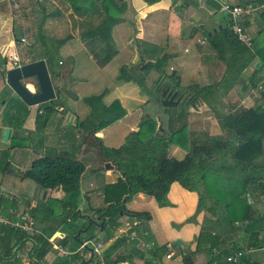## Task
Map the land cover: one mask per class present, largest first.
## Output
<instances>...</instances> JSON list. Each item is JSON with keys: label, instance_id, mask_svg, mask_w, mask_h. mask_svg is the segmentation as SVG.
<instances>
[{"label": "crops", "instance_id": "0c3cea01", "mask_svg": "<svg viewBox=\"0 0 264 264\" xmlns=\"http://www.w3.org/2000/svg\"><path fill=\"white\" fill-rule=\"evenodd\" d=\"M91 1H93V5H90ZM103 1L109 4L111 9H116V17L120 18L119 22L114 24L110 31L113 40V54L111 58L116 54L114 28L123 21H130L133 23V32L127 37V39L129 37L133 38V40L130 41V43L133 44V51L128 57L127 62H122L118 68L123 65L129 67V60H131V64L139 62L137 66H141L143 62H155L156 59L162 57L163 63H161V66L158 68L163 70L166 75L170 73L174 74L173 78L165 79L164 84L171 87L172 84L178 82L180 87L187 86L193 89L194 87L210 86L217 83L225 72L226 65L224 61H226V59H233L231 60L234 63L233 68L237 65L239 67L241 64L246 65L239 74V81L232 84L231 88L225 93L214 94L211 99L210 97L203 100L199 97L195 99L192 107L193 110L187 112L185 120L194 112L195 116H198L201 112H205L201 119L210 120L211 101L219 103L221 100L223 111L228 109L232 110L238 106L248 108L253 105H260L264 108V49L262 47L264 44V34L259 32L263 27L261 23L262 20H264V14L262 16V14L259 13L261 10L252 11L240 22L245 35L249 37V44H246L239 41L231 33L229 28L230 20L228 16L220 10L223 3L245 7L258 4L264 0H158L151 4L144 0H0V35L2 36V40H4L3 37L5 36L7 40L6 43L0 40L2 53L7 49L16 56V43L14 39L12 40V38H14L11 29L12 18L17 17V22L23 23L28 14L39 15L40 19L38 20L37 29L42 25L41 32L44 39H51V37L43 31V27L47 24L55 23L51 21L53 20L51 17L60 19L65 15L72 17L70 23L72 21L75 24L74 33L75 36L78 37V40L87 45L89 49L93 51L98 50L99 47H97V42L88 43L87 40L82 41L80 40V35L82 31H85L89 25L97 22L101 17ZM14 7H17V10H15ZM74 7L81 9L80 14L74 12ZM90 7H96L97 10L90 12ZM120 7L124 8L122 12L119 11ZM87 9L89 13H87ZM13 11L16 14H14ZM69 14H71V16ZM217 15H222L223 20L221 21L217 18ZM223 28H227L234 42L225 40L221 33ZM78 31H80V33L77 35ZM211 35L215 37L212 42L213 44L218 43V41L222 42L221 54L224 61L219 59L214 47L211 46ZM21 37L22 36L19 37V42ZM71 37H73L72 34L66 35V41L58 49L59 55L61 54L60 52L63 46ZM138 41L153 43L159 46L161 51L158 53V56L154 53L152 55L146 53V57L142 56ZM243 47H246L249 51H245ZM179 49H181L180 52ZM250 54L253 55V58L248 63H245L246 58H248ZM135 56H137L136 61L134 58ZM68 57H70L68 71L72 72L74 68L73 56ZM17 61L19 60L17 59ZM7 62L8 61H6V63ZM26 62L30 61H24L22 63ZM255 62L257 63L256 65H254ZM257 67H260V69ZM256 68L258 70L254 71ZM150 71L152 73H157L156 75L158 76V70L151 68L149 72ZM235 71L236 69H233V72ZM184 80L186 81L185 83L183 82ZM66 85H69L71 88L72 84ZM104 88L106 89V93L102 97V102L105 105H109L115 99L105 102L103 99L108 94L109 89L103 87L100 90ZM137 98L140 102L131 106L130 109L132 107L134 109L137 108V110L141 109V106L144 105L147 100V98L141 95ZM118 102L122 106V101L118 100ZM4 104V99H2L0 101V154L1 151L5 149H7L8 153L14 149V147L8 148V137L12 132V128L8 127V125L3 122L1 113ZM41 105L42 104H39L35 107L26 106L27 113L22 118L21 127H19L26 136L28 135V131L34 132V118L36 114L41 112L39 110ZM123 108L125 109V116L128 111L125 107ZM59 109H61V107ZM67 113H70L72 116V119H69L70 124L67 125L65 119H63V122L66 126L74 127L77 119H82L87 115L88 108L87 111L82 114ZM129 113L132 114L130 111ZM169 120L170 117L167 119V128L171 130L177 129L186 122L184 121L179 125H173V121L169 123ZM161 121L163 122V120ZM105 127L95 132V136L99 138L102 134V129ZM207 127L210 128V125L208 124ZM4 128L9 129L5 142L2 141V132ZM190 131L191 129L187 128V130L183 132L189 135L192 134V131ZM222 131L226 135V131L221 130V132ZM81 132L84 137L80 140L81 144L76 145V151L83 158L86 153L90 152L89 146L93 139L90 137L88 139L87 135L83 131ZM100 143L102 144L101 141ZM36 145L38 146L37 143ZM23 147L29 148L27 145ZM96 147L97 146H95V149L97 151ZM179 149L181 148L178 146H172L170 152L172 153L173 151V153H175ZM69 150L68 147H65L61 153L58 154L66 156L69 154ZM168 151L167 149V155L172 157ZM260 159H264V149ZM31 160L32 159H29L26 162L27 164H17L18 166L16 169L19 171L23 170L29 165ZM81 163L84 165V170L80 174L78 181L80 202L76 208L77 214L74 215L72 212H67L66 214L64 212L55 216L54 213H56V211L59 212V209L57 210L53 203H47L46 200L48 199H60L62 197L63 193L60 189H45L29 179H19L13 174L5 173L0 170V235L2 231L5 232L9 227H12L13 229L23 231L27 236H32V239L24 241L20 248L18 247L16 249V247H14L13 251L16 249L14 256L8 260H2L1 264H35L28 258V252L35 241L39 243L46 241L48 244L47 250L42 260H40V264H55L60 258L70 261V264H106L102 260V252L116 239H121L118 248L113 254V256L119 257L120 259L116 264H165L164 260L171 259L174 255L169 241L177 238L181 239L183 234L186 239L189 238V242L193 239L191 246L189 245L190 250H195V245L198 241H208V239H210V245L205 246L212 250L210 251V259H212L210 264L264 263V218L262 225L259 226L261 230L257 233V239L260 241V244L256 248L247 246L248 234L238 227V225H241V227L244 226L245 222L241 221L233 222V224L227 223L219 229L216 226L219 220L214 219L215 221H213L210 218V225L214 223L216 226L215 229H210V232H202L199 234L195 233V231L189 234V232L187 233L188 230H186L180 237V234L176 232L177 230H173L171 224L173 219L177 218L180 213L189 211L185 196H190V198L193 199L190 201L191 205L189 204L190 209H192L194 197L196 202V195L194 192L188 191L184 193V196L181 193H174L175 195L173 194V196H171L172 190L174 189L173 186L178 184L177 182H172L170 184L166 195V199L170 203V206L158 207L151 196L142 193L135 194L131 197L130 201L126 203L135 205L136 200L144 199L148 204L146 209H141L140 206L128 208L126 206L127 204H124L127 210L137 212L144 211L148 212L150 215L148 220H140L139 218L132 217L130 220L132 223L131 227L128 228L129 232H126L118 222L120 217L125 221L127 220L126 216L128 215L122 212L118 215L117 221L115 220V227H110L108 225L102 226V222L104 221L102 219V213L107 204L103 200V187L113 183L118 177H121L122 174L114 165L102 167L104 163L102 159H98L93 165ZM207 178L210 179V195L214 198L230 201L229 216L232 218L239 217L244 209V203L241 201V195L238 194V197L236 195L238 187L235 183L232 180H227L224 177L214 174H210ZM43 190L45 191L44 197L42 196ZM174 191L178 192L177 189ZM186 191L187 190H185V192ZM245 199L246 203L252 204L256 215L259 214L264 217V188L256 187L251 191L248 190L245 193ZM6 201H9L10 204L8 205ZM183 205H186L185 208H183ZM204 215H206V213L203 210L199 211L196 216V223H199ZM181 220H183V217H181ZM29 221L31 222V234H28V231L23 229V227L28 226ZM176 222H179V220L177 219ZM85 223L90 225L87 229L80 227ZM134 225H139L141 227L138 232L133 230ZM192 225L196 228V225ZM198 225L199 224H197V226ZM200 234L203 235L201 236ZM90 235L92 237L88 238ZM14 240L15 237L13 235L4 236L2 249L5 250L9 247ZM74 241L78 243L76 247H74ZM98 244V252H93L92 248ZM236 251H241L242 254L234 262L227 261L226 257L233 255ZM246 253L258 254L253 258L251 257V259L250 257L245 259L244 256ZM168 254L170 255L167 257ZM72 255H76V257L71 259ZM216 255L218 257L214 258ZM197 262L196 264H200V261Z\"/></svg>", "mask_w": 264, "mask_h": 264}, {"label": "trees", "instance_id": "16d2710c", "mask_svg": "<svg viewBox=\"0 0 264 264\" xmlns=\"http://www.w3.org/2000/svg\"><path fill=\"white\" fill-rule=\"evenodd\" d=\"M144 1L151 4L158 0ZM91 4L93 5V1L90 2V5ZM89 10L90 12H94L97 8L90 7ZM89 10L87 9V13H89ZM80 11L81 9L74 7L75 13L80 14ZM259 13L263 16L264 9ZM116 15V9H111L109 4L103 1L101 17L97 22L89 25L80 35V40L82 41L87 40L88 43L97 42L101 45L100 52H104V60H109L113 54V40L110 31L111 27L120 20ZM259 32L264 34V27H262ZM221 33L225 40L234 42L227 28H223ZM35 36L42 44V51L40 56L30 60V62L43 59L48 74L50 73L49 77L51 78V76L58 75L59 70L57 71L55 69L61 64V56L59 55L58 49L64 44L66 38L44 39L41 26L38 27ZM214 38V35L210 36V39H212L210 44L214 47L219 59L224 61L221 54L222 42L218 41V43L213 44ZM14 41H19V37H14ZM243 49L247 52L249 51L246 47H243ZM252 58L253 55L250 54L248 58H246L245 63H248ZM68 59H70V57H68ZM231 60L233 59H226V61H224L226 65L225 72L222 78L213 85L190 89V87L187 86L180 87L178 82H175L171 87L166 86V90L171 89V91H173L178 89L181 95L184 94L178 102L181 100L186 105L195 102V99L198 97L203 100L207 97H210V99L213 98L214 94H223L231 88L232 84L239 81V74L246 66L245 64H241L239 67L237 65L233 68L234 63ZM54 61L56 64H54ZM1 62L0 67L3 69L4 65L6 66L5 59L2 58ZM161 63H163L162 57L156 59L155 62H145L141 66H137L139 62L130 64L129 68L123 65L118 68L116 78L123 82L137 80L138 84L142 86L141 76L151 68H154L158 70V76L155 81L156 87V83L163 80L165 77L173 78L174 75L172 73L166 75L163 70L158 68L161 66ZM18 64L20 63L18 62ZM257 68L260 69V67ZM257 68L254 69V71L258 70ZM140 69H144L145 72L140 74ZM233 69H236V71L233 72ZM34 85L36 86L35 82ZM55 93L63 94L58 88H56ZM105 93L106 89L104 88L95 94H90L82 98L83 103L88 108V113L84 118L77 119L74 125L75 128L83 131L87 136L93 139L102 161L114 165L122 174V176L118 177L113 183L103 187V200L107 204L102 213V219L104 220L102 226L108 225L110 227H115V218L119 211L123 214L139 218L140 220H148L150 218L148 212L130 211L125 209L124 204L135 194L142 193L151 196L158 207L170 206V203L166 199V195L170 184L172 182H177L183 189L195 193L196 212L206 210L208 221H210V218L215 221L214 219L219 220V218L225 217L230 224L236 221L245 222L244 226L241 227V225H238V227L248 234L247 246L251 248L258 247L260 241L257 239V233L261 230L259 226L262 225L264 217L259 214L256 215L252 204L246 203L245 193L256 187L264 188V159H260L264 149V108L260 105H253L248 108L238 106L232 110H222L216 113V120L219 128L226 131L225 137H219L217 139L208 137L200 143L190 142L188 147L186 139L184 136H181L184 134V123L177 129L170 130L171 134L167 139L159 132H153L155 131L153 129V118H148L146 115V118L140 122V127L127 133L124 136L123 142L118 147H107L100 143L99 138L96 137L94 133L100 128L122 118L125 114V109L116 99L109 105H105L102 102V97ZM15 97L18 98L17 96ZM55 99L56 97L52 99L49 104H53ZM5 101L6 100H4V102ZM159 101L160 99H158V102ZM20 102L23 103L21 100ZM55 104L61 107L60 110L63 114L66 113L61 103L56 102ZM43 105L44 104H42V106ZM13 109L15 108H9L4 104L1 113L3 122L6 123L8 127L12 128V132L8 137V148L24 146L28 143V140H30L18 134V131L21 130L19 127L22 118L26 115L27 111L25 110L26 113H24L23 117L17 118V109ZM39 110L41 111V107ZM39 114H36L34 118L37 134L36 132H27V137L31 136V134L37 135V139L35 140L36 143H41L42 136L39 135V133L43 130L47 122L46 118L39 117ZM169 144H176L180 148H183L185 150L183 157L180 159L169 157L167 155ZM7 156V149L1 151V171L13 174L19 179H29L45 189L58 188L62 191L63 195L60 199L46 200L48 204L53 203L56 209H59V212L56 211V213H54L55 216L64 212L65 214L67 212H72L73 215L77 214L76 208L80 202L78 181L80 174L84 170V165L80 161L74 159L70 155H57L54 157L42 155L32 159L26 168L19 171L14 169L11 170L6 165ZM210 174L232 180L238 187L236 195L238 197V194H240L242 198L241 201L244 203V209L239 217L232 218L229 216L230 201L214 198L210 195V179L207 178ZM89 226L90 225L85 223L80 227L87 229ZM9 235H13L15 240L9 247L3 250V238ZM91 237L90 235L88 238ZM27 239H32V236H27L23 231L13 229L12 227H9L5 232L2 231L0 235V264L2 260L12 258L16 249L18 247L20 248ZM120 242L121 239H116L102 252V260L106 264H116L119 262V257H115L113 254ZM47 245L46 241L40 243L35 241L28 252L29 260L35 264H40V260H42L47 250ZM77 245L78 243L74 241V247ZM197 245L209 246L210 239H208V241L200 240ZM197 245H195V248ZM14 247H16V249L13 251ZM195 252L196 249L181 253L180 258L182 264H193L192 255ZM74 257H76V255H72L71 259H74ZM217 257L216 255L214 258ZM211 261L212 259H209L207 264H210ZM55 264H70V261L60 258Z\"/></svg>", "mask_w": 264, "mask_h": 264}, {"label": "rangeland", "instance_id": "374dc122", "mask_svg": "<svg viewBox=\"0 0 264 264\" xmlns=\"http://www.w3.org/2000/svg\"><path fill=\"white\" fill-rule=\"evenodd\" d=\"M17 10V7L15 8ZM124 8L120 7L119 11H123ZM14 14H16L13 11ZM71 16V14H69ZM211 17V15H210ZM217 18H219L221 21L223 20L222 15H217ZM26 20L23 23L17 22V17L12 18V35L13 37H20L22 36L25 40L23 42L14 41L16 43V57L19 60L18 62L22 63L24 61H30L38 56L41 55V49L42 44L39 40L36 39L35 33L38 25V20L40 19L39 15L36 14L30 15L28 14L26 17ZM53 20L52 22L47 24L45 27H43V31L45 34H47L51 39H57L66 37L68 34H72L73 37H71L70 40L66 42V44L63 46L61 50V64L56 65L55 68L57 71L59 70V73L63 75L64 83L65 84H72L71 90L76 94V99H70L64 94H56V99L53 104H49V102H45L44 105L41 107V112L39 114V117L46 118L47 122L43 130L39 133V135L42 136L41 143H38L40 145L39 147L36 145V138H37V129L35 127V124L33 125V131L36 132V134H31V136H26L23 134L21 130H19V135L23 138H29L28 143L25 144L29 146V148L23 147V146H17L14 147L8 154V157L6 159V165L11 170H17L16 167L19 164H27L26 162L29 159H33L37 156L47 155L50 157L59 156L58 153H61V151L68 147L70 149L68 152L70 156H72L74 159L83 162L84 164H95L98 159L100 160V154L97 153L95 149V142L91 140L90 142V152L86 153L85 157H81L77 151H76V145H80V140L82 139L83 134L81 130L73 127V126H66L63 122L64 114L59 109L60 107L55 104L56 102H59L63 105L64 109L67 112L71 113H78L82 114L87 111L86 105L83 103L82 98L84 96H88L92 93H96L101 88L106 87L109 89L108 94L104 97V101L107 102L109 100L117 99L122 101V106L126 108L128 113L118 121L112 123L111 125L105 127L102 129V134L99 136L100 141L102 142L103 146H115L118 147L124 139V136L129 133L130 131L138 129L140 126V122L146 118V115L148 118H153L154 126L153 129L155 131L153 132H159L163 136H165L167 139L169 138L171 134V129L167 128V119L170 117L169 123L173 121V125H179L180 123L185 122V128L184 130L191 129L192 134L187 135V133L184 132L183 135L184 138L187 141V147L190 142H202L204 139L210 137V138H221L225 137V133L219 128L218 122L216 120V113L221 112L223 110V104L220 100L219 103H215L211 101L210 105V120L205 119L202 120L201 118L204 116L203 113H199L198 116H195V112L187 119L185 120V115L189 110H193V103H190L189 105H186L183 103V101H179L174 106H164L161 104V101L158 102V99H162V96H160V93L166 88V84L164 85V80L167 79L166 77L159 81L157 86L155 87V81L157 79V73H151L145 72L144 69H140V74L143 73L141 76L142 78V86L138 84V81H127L123 82L116 78V75L118 74V66L122 64V62H127L128 57L133 51V44L130 43V41L133 40L132 37H127L133 32V23L130 21H123L119 23L114 28V37L116 40L115 50L116 54L113 58H110L109 60H104L103 58V51L100 52L101 45L97 44L98 50L93 51L89 49V47L83 43H81L78 40V37L75 36L74 29L75 24L70 20L72 17H68L67 15L60 18H54L51 17ZM126 19V18H125ZM264 27V20H262L261 26ZM42 26V25H41ZM80 33L78 31L77 35ZM4 40H2V36L0 35V40L7 42L6 36L3 37ZM14 38H12L13 40ZM140 44V50L141 55L145 56L157 54L161 51L160 47L150 43V42H141L138 41ZM264 48V45L262 46ZM7 50V49H6ZM5 50V51H6ZM5 51L2 53V47H0V65L2 58L5 59V62L8 61V57L5 56ZM181 49H179V52ZM147 53V54H146ZM125 54V55H124ZM68 56H73V70L72 72L68 71L70 59H68ZM133 59V58H131ZM56 61V60H55ZM54 61V64H56ZM129 64H131V60H129ZM27 63V62H26ZM145 62H143L144 64ZM23 64V63H22ZM142 64V65H143ZM129 68V67H128ZM2 69V67H0ZM130 70V69H129ZM133 71V70H130ZM148 76H147V75ZM50 75V73H49ZM148 77V78H147ZM51 84L56 91V88L59 87L61 84V80L59 77L51 76ZM31 83L33 82L32 79H25L23 80V83ZM162 82V83H161ZM186 82L185 80L183 81ZM163 84V85H162ZM28 89L32 91V86L30 84L27 85ZM1 88V83H0ZM178 90V89H177ZM177 95H180L179 91H176ZM139 95H141L144 98H147L144 105L141 106V109L137 110V108H131V106L138 104L140 100L137 98ZM184 94H182L180 97L182 98ZM10 96V97H9ZM8 97V99H7ZM0 99H4L5 106L7 107H13L17 109V118L23 117L24 113H26V105L24 103H21L18 98L13 96L12 90L5 86L3 89H0ZM0 100V101H1ZM145 100V99H144ZM17 103V105H16ZM196 105V104H195ZM212 106V107H211ZM35 107V106H33ZM50 107V108H49ZM136 107V106H134ZM130 109V110H129ZM129 111L132 113L130 114ZM215 112V115H214ZM64 116V117H63ZM157 116V118H156ZM79 117V116H78ZM156 118V119H155ZM158 120L160 121V125L158 126ZM163 120V122L161 121ZM208 124L210 125V128H208ZM21 127V125H20ZM169 129V130H168ZM190 131V132H191ZM176 137V136H174ZM89 139V136H87ZM3 142L5 140L2 139ZM84 143V142H83ZM95 145V146H94ZM31 146V147H30ZM172 146H178L176 144H169L168 145V152L169 154L176 158L180 159L183 157L184 149L181 148L175 153L170 152V149ZM179 147V146H178ZM92 148V149H91ZM105 163L102 164V167H104ZM18 164V165H17ZM173 190L171 193V196H173L174 193H181L184 196L185 189L180 187L178 184H175L173 186ZM177 189L178 192H175L174 190ZM175 195V194H174ZM185 200L188 207V212H183L178 215L177 218L173 219V222L171 224V227L173 230H177L176 232L178 234H181L188 230L187 233L189 234L191 232L195 233H202V232H210V229L217 228L220 229V227L224 226L228 223V221L225 219V217L219 218L218 224L215 226L210 225V221H208L207 217V211L203 210L206 215L202 216V219L199 221V223H196V216L198 212L195 211V197L193 201V208L190 209V205L193 199L190 198V196H185ZM130 201V200H129ZM9 205L10 202L6 201ZM128 208L131 207H137L140 206L141 209L147 208V202L144 199L136 200V204H130L126 203ZM190 204V205H189ZM186 205H183V208H185ZM131 211V210H130ZM120 214V211L118 212V215ZM115 218L117 221L118 219ZM130 215L126 216L127 220L118 219L119 224L128 231V228L131 227L130 220L133 216L129 217ZM181 217H183V220H181ZM207 217V218H206ZM134 218V217H133ZM177 219L179 222H176ZM181 220V221H180ZM114 221V220H113ZM208 221V222H207ZM112 222V221H111ZM109 223V222H108ZM115 223V222H114ZM113 224V222H112ZM191 224V225H189ZM196 225V228L192 225ZM197 224H199L197 226ZM189 225V226H186ZM212 226V227H211ZM139 225H134L133 230L139 231L140 230ZM169 229V228H168ZM192 229V230H190ZM196 229V230H195ZM171 234V233H169ZM201 236L203 234H200ZM170 236V235H169ZM171 240V239H170ZM174 240H178L182 247L178 245H171V242ZM169 241L170 246L172 247V250L174 251V255L171 259L164 260L165 264H182L181 261V253L184 251L188 252L191 246L192 240L189 242V238L186 239L184 234L182 235L181 239L177 238ZM162 241V239H161ZM198 243V242H197ZM196 243V245H197ZM190 245V246H189ZM196 252L192 255L193 264L198 263L197 261H200V264H207L211 257L210 249L208 247L206 248H197L196 246ZM258 253H246L244 258L247 257L251 259ZM264 262V258H263ZM264 264V263H263Z\"/></svg>", "mask_w": 264, "mask_h": 264}, {"label": "water", "instance_id": "95a60500", "mask_svg": "<svg viewBox=\"0 0 264 264\" xmlns=\"http://www.w3.org/2000/svg\"><path fill=\"white\" fill-rule=\"evenodd\" d=\"M135 61L137 56L134 57ZM257 63L255 62L254 65ZM5 67V68H4ZM3 69L0 70V77L3 83L8 86L13 95L17 96L26 106H37L45 102H51L55 98V91L51 84L46 65L43 59L20 64L19 66L6 68L4 65ZM34 78L36 83V92H32L28 89L27 85L22 83L23 79ZM58 90L70 99H76V94L71 90L69 85L64 83V80L59 85ZM162 96L161 104L164 106H174L180 95L176 96V90L171 89L164 90L160 93ZM66 124L69 125V119H72L70 113H66L64 117ZM159 126V120H158ZM8 128H4L2 132V139L6 140L8 136ZM109 163H105L104 167H109ZM37 188V187H36ZM45 191L43 190L42 196L44 197ZM171 245L182 246L178 240L171 242ZM206 248L205 246L197 245V248Z\"/></svg>", "mask_w": 264, "mask_h": 264}, {"label": "built area", "instance_id": "2783aa9c", "mask_svg": "<svg viewBox=\"0 0 264 264\" xmlns=\"http://www.w3.org/2000/svg\"><path fill=\"white\" fill-rule=\"evenodd\" d=\"M264 8V1L255 4V5H248L245 7L237 6V5H230L223 3L221 6V11L228 16L230 20V31L231 33L241 42L249 44V37L245 35L242 27L241 21L242 19L247 16L250 12L256 11L259 9ZM25 39L23 37L20 38V42H23ZM5 56L8 57V62L6 63V68L19 66L17 58L15 54L11 51L6 50ZM31 222H28L27 227H23L24 230L28 231V234H31L32 231L30 229ZM99 244L92 248L93 252H98ZM242 254L241 251H236L233 255L227 256L226 260L234 262L240 255ZM170 254L167 255V257Z\"/></svg>", "mask_w": 264, "mask_h": 264}, {"label": "flooded vegetation", "instance_id": "af4514ba", "mask_svg": "<svg viewBox=\"0 0 264 264\" xmlns=\"http://www.w3.org/2000/svg\"><path fill=\"white\" fill-rule=\"evenodd\" d=\"M57 77H59V79L61 80V83H62V81L64 80L63 75H61V73H58ZM28 79H32L33 82H31V83L24 82V84H26V85L30 84L32 86V92H36L37 90H36V86L34 85V82H35L34 78H28ZM23 80H25V79H23ZM23 80H22V83H23ZM0 83H1V88L0 89L2 90L3 87H5L6 85L1 80V77H0Z\"/></svg>", "mask_w": 264, "mask_h": 264}, {"label": "bare ground", "instance_id": "6f19581e", "mask_svg": "<svg viewBox=\"0 0 264 264\" xmlns=\"http://www.w3.org/2000/svg\"><path fill=\"white\" fill-rule=\"evenodd\" d=\"M264 9V8H263ZM263 9H259V10H263ZM257 11V10H256Z\"/></svg>", "mask_w": 264, "mask_h": 264}]
</instances>
